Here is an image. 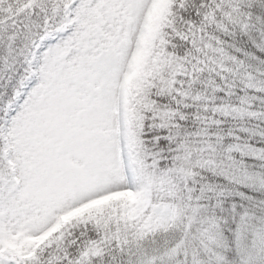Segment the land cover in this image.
Masks as SVG:
<instances>
[{
	"label": "trees",
	"instance_id": "trees-1",
	"mask_svg": "<svg viewBox=\"0 0 264 264\" xmlns=\"http://www.w3.org/2000/svg\"><path fill=\"white\" fill-rule=\"evenodd\" d=\"M71 2L0 0V185L7 106ZM154 14L122 107L135 188L69 215L19 264H264V0H157Z\"/></svg>",
	"mask_w": 264,
	"mask_h": 264
},
{
	"label": "rangeland",
	"instance_id": "rangeland-1",
	"mask_svg": "<svg viewBox=\"0 0 264 264\" xmlns=\"http://www.w3.org/2000/svg\"><path fill=\"white\" fill-rule=\"evenodd\" d=\"M156 1L73 0L66 25L39 42L3 122L12 177L0 185V264H19L69 215L117 207L135 188L122 107Z\"/></svg>",
	"mask_w": 264,
	"mask_h": 264
}]
</instances>
